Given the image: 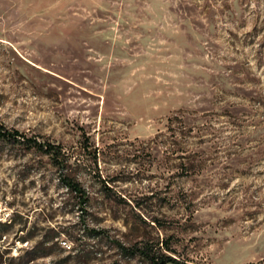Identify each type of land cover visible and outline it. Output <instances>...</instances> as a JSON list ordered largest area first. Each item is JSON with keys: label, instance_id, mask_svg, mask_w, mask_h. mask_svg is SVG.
Returning a JSON list of instances; mask_svg holds the SVG:
<instances>
[{"label": "rangeland", "instance_id": "rangeland-1", "mask_svg": "<svg viewBox=\"0 0 264 264\" xmlns=\"http://www.w3.org/2000/svg\"><path fill=\"white\" fill-rule=\"evenodd\" d=\"M0 130L6 256L264 264V0H0Z\"/></svg>", "mask_w": 264, "mask_h": 264}, {"label": "trees", "instance_id": "trees-1", "mask_svg": "<svg viewBox=\"0 0 264 264\" xmlns=\"http://www.w3.org/2000/svg\"><path fill=\"white\" fill-rule=\"evenodd\" d=\"M14 135H19L17 131H4L2 132L0 130V136L3 137H13ZM27 141L32 142V146L38 147V148H43L45 147L44 151L46 153H50L54 155L56 158H60V148L56 145L50 144L49 142H44L40 143L37 142L35 139H27ZM58 160V159H56ZM60 160V159H59ZM64 162V160L60 161ZM61 166H63V163H60ZM60 181L62 186L66 189L67 193L70 195V198L74 201V203H77L78 206L80 207V214L81 217H84L85 214H87L85 206L88 203L89 196L86 191V189L74 178H72L68 174H61L60 175ZM75 205V204H73ZM15 219L12 217L9 219V222H0V241L4 238L7 237L9 229L14 225ZM23 226L21 227L20 231H23ZM87 230L85 233L86 234H91L97 237H101L103 235L104 230L102 229H96V228H91V229H84ZM63 234V233H62ZM65 236H68L70 240L73 242L76 241V238L72 236L71 233L65 232ZM61 236V232L59 231H53L52 234H49V231L46 233L40 235L39 239H37L34 244L27 250L23 252L22 255H18L17 257H9L6 256L9 252L7 251L8 249H1L0 248V264H30L31 262L49 255L51 252V248L56 246L59 241V238ZM28 239H31L30 235H25V236H20L18 237V241L20 242H26ZM115 247L118 249V251L127 259H132L137 254H140L143 256V258H147L151 264H186L183 261H180L179 259L166 256V255H149L148 251H145L144 249H140L137 247H128L123 245L121 242L115 240L113 241ZM66 243V242H64ZM164 245V249L167 251H172L170 247L166 244L165 241L162 242ZM60 248V247H58ZM6 260L8 263H6Z\"/></svg>", "mask_w": 264, "mask_h": 264}]
</instances>
